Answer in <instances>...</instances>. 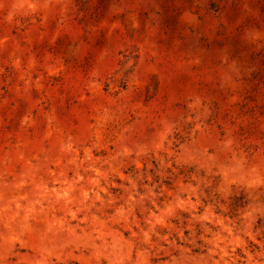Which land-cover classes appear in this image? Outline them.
Wrapping results in <instances>:
<instances>
[{
  "label": "rangeland",
  "instance_id": "rangeland-1",
  "mask_svg": "<svg viewBox=\"0 0 264 264\" xmlns=\"http://www.w3.org/2000/svg\"><path fill=\"white\" fill-rule=\"evenodd\" d=\"M259 217L264 0H0V264H264Z\"/></svg>",
  "mask_w": 264,
  "mask_h": 264
},
{
  "label": "trees",
  "instance_id": "trees-1",
  "mask_svg": "<svg viewBox=\"0 0 264 264\" xmlns=\"http://www.w3.org/2000/svg\"><path fill=\"white\" fill-rule=\"evenodd\" d=\"M118 73L114 74V77H117ZM117 81H121V78L114 79L113 84H116ZM207 194L208 199L202 200V205H212L214 207L215 213L220 214L223 217H229L230 219L234 220L236 219V225L239 226L240 220L238 217L240 216L238 212L241 209H245L247 206V200L246 196L243 193V191L236 193L234 192L233 195L229 196L227 201H224L219 198V195L217 193L211 194L208 190L205 191ZM221 205L226 207V211H221ZM186 216H183V219H185ZM179 222H181L179 219L171 220V223L173 226L177 225ZM183 223V221H182ZM207 227H210L212 231H216L215 228H212L209 226L208 223L205 224ZM197 226V235H199L202 232V229L199 228V225ZM163 231L166 232L164 229ZM252 233L256 236L257 240L264 244V217H259L252 229ZM247 246L245 248H236L234 252L230 253V258L227 259L230 261V264H247V254L249 255H255L257 252H260L261 248L253 243L251 240L247 238ZM198 250H196L197 252Z\"/></svg>",
  "mask_w": 264,
  "mask_h": 264
}]
</instances>
